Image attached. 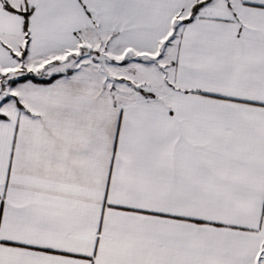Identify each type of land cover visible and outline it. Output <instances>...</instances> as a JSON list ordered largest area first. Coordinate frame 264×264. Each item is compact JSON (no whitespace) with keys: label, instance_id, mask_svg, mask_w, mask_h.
<instances>
[{"label":"snow or ice","instance_id":"snow-or-ice-1","mask_svg":"<svg viewBox=\"0 0 264 264\" xmlns=\"http://www.w3.org/2000/svg\"><path fill=\"white\" fill-rule=\"evenodd\" d=\"M0 264H264V0H0Z\"/></svg>","mask_w":264,"mask_h":264}]
</instances>
